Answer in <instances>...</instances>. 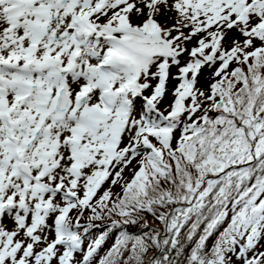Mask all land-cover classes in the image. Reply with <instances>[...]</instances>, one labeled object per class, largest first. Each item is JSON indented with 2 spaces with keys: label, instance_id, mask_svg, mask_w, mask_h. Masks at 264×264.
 Listing matches in <instances>:
<instances>
[{
  "label": "snow or ice",
  "instance_id": "obj_1",
  "mask_svg": "<svg viewBox=\"0 0 264 264\" xmlns=\"http://www.w3.org/2000/svg\"><path fill=\"white\" fill-rule=\"evenodd\" d=\"M0 264H264V0H0Z\"/></svg>",
  "mask_w": 264,
  "mask_h": 264
},
{
  "label": "trees",
  "instance_id": "obj_2",
  "mask_svg": "<svg viewBox=\"0 0 264 264\" xmlns=\"http://www.w3.org/2000/svg\"><path fill=\"white\" fill-rule=\"evenodd\" d=\"M149 219L151 220L152 218L149 217ZM97 234H98L97 232H94L93 233V236H95ZM113 242H114V236H110L109 239L106 241V243L102 246L101 253H103L104 251H106L107 248H109Z\"/></svg>",
  "mask_w": 264,
  "mask_h": 264
},
{
  "label": "rangeland",
  "instance_id": "obj_3",
  "mask_svg": "<svg viewBox=\"0 0 264 264\" xmlns=\"http://www.w3.org/2000/svg\"><path fill=\"white\" fill-rule=\"evenodd\" d=\"M165 102H167V101H165Z\"/></svg>",
  "mask_w": 264,
  "mask_h": 264
}]
</instances>
